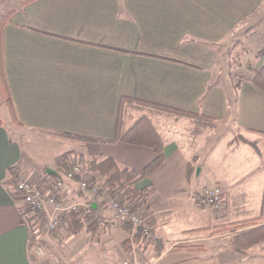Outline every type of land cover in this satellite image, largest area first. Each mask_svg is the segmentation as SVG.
<instances>
[{
    "label": "crops",
    "instance_id": "obj_1",
    "mask_svg": "<svg viewBox=\"0 0 264 264\" xmlns=\"http://www.w3.org/2000/svg\"><path fill=\"white\" fill-rule=\"evenodd\" d=\"M21 2L11 6L0 0V17L14 10L1 31L12 111L0 92V264L35 259L27 222L31 211L16 193L13 177L38 182L46 174L57 176L55 159L69 151L88 160L112 157L140 174L153 161L152 148L113 141L123 96L201 113L217 127L198 148L168 138L164 161L138 183L150 187L138 209L157 240L135 242L134 231L126 230L132 246L127 256L118 244L111 249L115 229H125L114 221L109 204L66 181V204H93L108 223L96 244L85 230L63 234L61 264H121L137 260L141 250L154 253L150 264H264V241L244 254L230 246L241 230L214 234L221 224L264 223V89L240 80L264 66V32L254 49L242 50L250 59L239 62L238 73L230 75L220 65L230 44H244L254 28H264V0ZM59 134L92 141L37 160L29 148L37 141L42 147L54 139L76 141ZM86 176L95 178L92 172ZM207 186L222 189L220 212L197 204ZM220 238L228 244H217ZM194 244L206 249H188ZM108 252L117 255L106 257Z\"/></svg>",
    "mask_w": 264,
    "mask_h": 264
},
{
    "label": "trees",
    "instance_id": "obj_2",
    "mask_svg": "<svg viewBox=\"0 0 264 264\" xmlns=\"http://www.w3.org/2000/svg\"><path fill=\"white\" fill-rule=\"evenodd\" d=\"M33 1L35 0H22L21 6H25ZM13 13L14 10H10L0 17V92L11 111V102L3 77L1 31L4 24L7 23L9 17ZM242 79H249L254 84L264 89V66L259 71H255L249 76L240 77V80ZM215 127H217L216 122L207 115L185 111L138 98L123 96L120 100L116 137L113 141L147 146L154 150L156 156L153 161L146 166L142 174L132 168L122 167L112 157L98 156L88 160L81 155L79 158H74L73 151L61 154L55 159V162L59 167L79 165L83 170L94 173L95 178H93L92 183L99 182V194L106 193L110 197L116 198L118 201L128 205L133 211H137L139 204L146 202L150 195V187H138V183L164 161V147L168 138L176 137L189 146L198 148ZM59 136L72 138L81 143L92 141L70 134H59ZM16 177H13L12 180L14 186ZM59 177L60 174L57 176L46 174L40 183L45 184L49 179ZM16 193L19 192L16 191ZM91 208V211L87 214L83 209L63 212L62 220L65 225V233L68 235L77 234L85 230L90 234L93 241L99 242L108 222L100 212L99 207H95L92 204ZM27 222L32 232L41 231V228L44 227L47 222V216L45 212H36L27 219ZM124 229L129 233L134 231L135 242H138V240L142 238L140 228L133 230L131 225H126ZM235 230H241V232L237 233L231 239L230 246L237 252L248 254L252 247L264 241V223L261 224L254 219L221 224L215 228L214 234L232 232ZM124 245L128 251L132 249L130 240H126ZM161 247V242L155 245L157 251H159ZM187 247L192 251L206 249L204 244L189 245Z\"/></svg>",
    "mask_w": 264,
    "mask_h": 264
},
{
    "label": "built area",
    "instance_id": "obj_3",
    "mask_svg": "<svg viewBox=\"0 0 264 264\" xmlns=\"http://www.w3.org/2000/svg\"><path fill=\"white\" fill-rule=\"evenodd\" d=\"M59 178H51L45 184L41 180L36 182L28 180L22 175L16 177L15 187L19 192L23 202L28 206L32 213L45 212L47 222L43 229L46 235L56 232L64 226L62 213L75 209H83L87 214L91 211V205H67L62 199V193L66 189V181H76L83 189L89 192L90 198L94 201H104L109 204L114 221L124 227L131 225L134 229L140 228L143 241L146 244H154L156 237L152 232V226L149 220L140 213V210L133 211L128 205L110 197L108 194H99V182L92 183L93 178H87L89 171L83 170L79 165H68L59 167ZM197 204L200 207H211L216 212L223 209V191L219 186L204 187L197 196ZM53 209L49 213L48 206ZM41 231L31 232L32 240L39 238ZM38 254L45 256L44 249L38 247ZM51 255V254H50ZM49 255V256H50ZM121 264H141L137 260H123Z\"/></svg>",
    "mask_w": 264,
    "mask_h": 264
},
{
    "label": "rangeland",
    "instance_id": "obj_4",
    "mask_svg": "<svg viewBox=\"0 0 264 264\" xmlns=\"http://www.w3.org/2000/svg\"><path fill=\"white\" fill-rule=\"evenodd\" d=\"M4 1H11V6H15V5L17 6V4H18V0H4ZM9 8H11V7H9ZM1 10H3V9L0 7V11ZM263 32H264V28H262V27L257 28V29L254 28V32H252L249 35V38L244 39V44H240V45L236 44L234 46H232V44H230V48L228 50L227 49L223 50L224 54H222L223 57L220 59V65H223V68L227 66L226 70L232 71L230 73V75L233 73H238V71H240V67L238 65L239 62L241 61L242 63H247L250 59V57L247 54H245V52H243L242 50L245 49V46L246 47L252 46V48L254 49V46H256V41H260V38L263 35ZM2 118H4V117H2ZM8 119L9 118L3 119V120H5L7 123ZM41 143L42 142L37 141L36 143L30 145V147H29V148H31L32 152L35 151L37 153V154H34V156L40 162L41 161H47L50 158H52L53 156L59 154L60 152H65L66 150L71 149V147H73V146L81 148L78 144L81 142L78 140H76V141H72V140L59 141V140L54 139L52 141H48V143H46V145L44 147H42ZM76 151H78V150H76ZM54 164L56 165V162ZM111 230H113V228ZM117 230L115 229V232H113V234H112L113 236L111 237L112 241H113V243H111V245H112L111 249L113 246L120 245V247H122V253L125 256H127L126 251H128V250H126L125 245H123V241L128 238V233L126 230H123V229H119L118 231ZM235 231H237V230H235ZM224 233H231V232H224ZM63 234H65V225L63 227H61L60 229H58L56 232L50 233L49 235L45 234L43 227L41 228V234H40L39 238H37L36 240L33 241L34 255H35L34 264H61V257H62L61 244H62L63 240H61L60 238L62 237ZM103 236H104V234L101 235V239H103ZM101 239H100V241H101ZM228 241H229L228 238L227 239L220 238V239H218L217 244H222V245L228 244ZM99 242H94V243L96 244ZM206 244H208V243H206ZM212 244L213 243H210L209 245H212ZM194 245H196V244H194ZM38 247H42L44 249V251H45L44 255L45 256H40L38 254V251H39ZM103 247L104 246L102 244L100 246V248H103ZM142 251L143 250H141V254L138 255L139 257H137V261H139L141 264H150V261L153 259L154 253H151V254L147 253L146 255L145 254L142 255ZM139 252H140V250H139ZM109 255L116 256L117 252H114V253L108 252V254H106V257H108Z\"/></svg>",
    "mask_w": 264,
    "mask_h": 264
},
{
    "label": "water",
    "instance_id": "obj_5",
    "mask_svg": "<svg viewBox=\"0 0 264 264\" xmlns=\"http://www.w3.org/2000/svg\"><path fill=\"white\" fill-rule=\"evenodd\" d=\"M48 172H52L51 170H48Z\"/></svg>",
    "mask_w": 264,
    "mask_h": 264
}]
</instances>
